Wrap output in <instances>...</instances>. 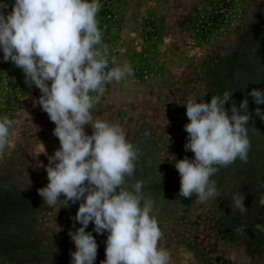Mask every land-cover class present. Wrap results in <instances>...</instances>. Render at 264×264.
<instances>
[{
  "label": "rangeland",
  "instance_id": "obj_1",
  "mask_svg": "<svg viewBox=\"0 0 264 264\" xmlns=\"http://www.w3.org/2000/svg\"><path fill=\"white\" fill-rule=\"evenodd\" d=\"M0 2L8 5L5 14L11 11L14 0ZM99 3L109 67L128 64L133 75L106 83L90 112L94 121L118 125L138 150L136 172L125 187L131 191L142 181L141 194L163 234L158 247L169 253V264H264V120L254 112L264 105L248 97V160L237 159L210 178L219 197L205 203L178 197L180 176L170 160L194 158L184 149L188 99L207 102L230 90L238 107L252 88L264 90V0ZM40 95L0 51V120L13 122L0 150V264H70L75 251L68 232L80 227L74 217L81 201L64 208L61 200L50 208L37 193L48 183V155L60 146L55 124L33 105ZM85 131L92 134L90 125ZM233 193L246 196L245 213L230 207ZM93 228L90 223L86 231L98 244L94 264H101L107 232Z\"/></svg>",
  "mask_w": 264,
  "mask_h": 264
},
{
  "label": "clouds",
  "instance_id": "obj_2",
  "mask_svg": "<svg viewBox=\"0 0 264 264\" xmlns=\"http://www.w3.org/2000/svg\"><path fill=\"white\" fill-rule=\"evenodd\" d=\"M101 7L99 0H14L5 14L2 10L8 5L0 2L3 61L12 62L24 73L25 83L39 89L41 95L33 105L55 124L53 135L60 145L48 155V183L37 193L50 208L61 200L64 208L81 201L74 217L80 227L68 232L75 245L70 264L96 261L98 244L92 232L86 231L90 223L95 233L107 232L101 264H169V253L158 247L163 234L150 214L152 204L141 194L142 181L133 183L131 191L125 187L136 172L138 150L118 125L94 121L90 112L106 83L133 75L128 64L109 67L108 48L96 18ZM232 95L225 90L207 102L188 99L184 103L190 121L184 125L188 134L184 149L194 153V158L171 156L180 176L178 197L195 196L199 203L215 199L221 193L210 178L237 159L247 163V126L252 118L248 97L264 105V90L252 88L238 107ZM254 112L264 120L260 107ZM12 123L7 117L0 120V150ZM89 125L91 135L85 131ZM245 200L244 194L233 193L230 207L243 214ZM259 204L264 206V197Z\"/></svg>",
  "mask_w": 264,
  "mask_h": 264
}]
</instances>
